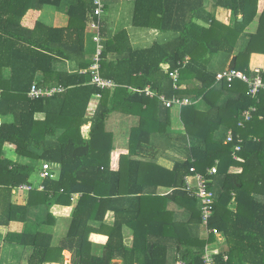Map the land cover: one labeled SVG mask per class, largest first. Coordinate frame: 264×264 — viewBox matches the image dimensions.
Returning <instances> with one entry per match:
<instances>
[{"label":"trees","instance_id":"trees-1","mask_svg":"<svg viewBox=\"0 0 264 264\" xmlns=\"http://www.w3.org/2000/svg\"><path fill=\"white\" fill-rule=\"evenodd\" d=\"M43 5L65 13L68 24L48 26L37 15L27 24V11ZM92 6V0H0V117L13 116L10 124L0 121V242L31 247L27 264L62 263L64 250L71 253L73 264H115L117 258L121 264H175L179 259L202 264L204 248L214 237L199 236V202L183 190L184 177L191 167L207 174L216 165V173L207 175L214 196L208 227L221 232L226 242L215 256L217 264H264V91L251 96L238 79L217 82L213 69L236 56L237 70L250 75L258 66L264 76V0H134V27L176 36L136 48L126 29L108 36L102 30L100 73L115 83L111 90L87 82L85 72L54 67L57 60L74 61L79 70L91 63L86 60L85 34ZM218 8L228 11V23L216 18ZM254 19L257 27L248 31ZM175 69L176 82L168 73ZM34 81H54L64 91L30 99ZM98 94L87 118L90 100ZM160 95L190 103L169 108ZM252 106L256 110L251 119L241 125V112ZM175 107L180 108L184 133L178 138L187 158L168 170L139 154L152 133L176 138L167 132ZM111 111L138 118L127 154L119 155L124 166L111 159V134L104 129ZM37 113H44V119L37 120ZM87 121L85 138L81 126ZM228 130L232 143H225ZM239 139L241 149L234 158ZM6 142L15 145L17 155L58 169L55 177L41 181V190H30L25 205L12 203L11 191L29 183L38 167L2 158ZM231 166L240 170L229 172ZM146 184L172 191L157 196L147 193ZM76 193L80 196L66 236L54 246L50 208L70 205ZM170 203L189 216L178 217ZM109 211L115 218L111 227L104 224ZM11 221L24 222L23 229L8 231ZM124 227L132 231L128 244ZM97 230H107L108 237L100 253L89 240Z\"/></svg>","mask_w":264,"mask_h":264},{"label":"crops","instance_id":"crops-1","mask_svg":"<svg viewBox=\"0 0 264 264\" xmlns=\"http://www.w3.org/2000/svg\"><path fill=\"white\" fill-rule=\"evenodd\" d=\"M102 1L104 3V13H103L102 18H101V20H102L101 21V23H102L101 34H102V30L103 31L105 30L104 32L108 36L110 34H113L116 30L124 28L128 32L132 44H133V38L132 37H136V39L138 41L139 39H142V36H145L139 32L133 31L131 33V27H129L130 24L132 25L131 20H132L134 0H102ZM49 7H50L51 11L49 10ZM36 15L38 16L40 21H42L43 23H45L48 26L64 27L68 24V16L61 11H57V9H55L54 7H51L49 5H43L38 10L29 9L26 13V16H25V22L29 25L33 24V22L35 20L34 18ZM216 18L222 22L228 23L229 13L227 10H225L223 8H218L216 10ZM129 21H130V23L128 24ZM124 24H127V25H124ZM144 29H148V28H144ZM152 30H154V29H152ZM162 35L163 34H161V32H159L158 30H154V32L152 34V36L155 38H156V36H162ZM147 37H151V35L146 33L145 40H143V41L149 42V44L146 45V46H149L150 44H152V42L150 41V39L148 41ZM104 39H105V37H103V35H102V46H103ZM165 39H167V38L165 37L163 40H165ZM133 46H134V44H133ZM146 46H144V47H146ZM136 48H141V47H136ZM85 51H86V60L91 61V63H92V59H93V56L95 53V47H94V44H93L92 39H91V32L88 29L87 21H86V34H85ZM229 61L227 62V65L223 69L216 70V73L218 71H221V70L228 68ZM54 67L57 70L66 69L68 72L79 71V72H85V73H87V75H90V72L88 69L89 66L87 68L79 70L77 64L74 61L57 60L55 62ZM216 73H215V75H216ZM243 73H245V72H243ZM245 74H248V73H245ZM52 75L53 74H48V76H49L48 78H51ZM87 75H86V77H87ZM90 79H91V77H90ZM215 80H216V78H215ZM86 81H87V79H86ZM87 82H90V81H87ZM217 82H220V81H217ZM33 83H36L40 87H47V88L55 87V86H61V85L55 84L54 81L49 82V83H43L42 82L43 84H41V85L37 81H34ZM55 94H57V93H55ZM27 96H28V93H27ZM99 96H100L99 94L95 95L90 100V103H89V106H88L87 112H86L87 118L92 117L93 112H94V110L98 104ZM50 97H52V96H50ZM44 98H49V97H44ZM30 99H32V98H30ZM36 99H39V98H36ZM198 103H200V101H198ZM179 109L180 108H176V107L171 109V122H170L169 129L167 131L168 134H172L176 138H174V140H170L168 137L163 138L162 135L157 136L154 133H152L150 135L149 144L147 146H145V150L143 153L140 152L139 158L143 159V157L145 156V158L147 157L149 160L156 162V164H158L159 166H161L165 169H168V170H171L173 168V165L175 162L186 160L187 154L181 148V146H180L181 139L178 138L180 135H182L184 133L183 127L181 124L182 122L179 119ZM44 116H45L44 113H37L35 117L37 120H43ZM259 118L262 119V116H259ZM0 121H1V123L3 122V123L10 124L13 121V116L10 114L4 115V116L0 117ZM243 122L244 121L241 119L240 123H243ZM137 124H138V118L136 116H133L132 114L121 113L119 111H111L106 116L104 129L106 131L110 132V134H111L108 137L110 138V141H111L112 146H113V150L111 151L110 154H111V159L113 158L114 164L116 163V161L119 163V161H118L119 155H126L127 154L128 149L131 146L129 135H130L132 129ZM89 128H90V122H88V121L81 126V134L83 137L88 138ZM177 128H179V129H177ZM108 137H107V139H108ZM157 139H160V141L157 142L156 141ZM155 149H157V151H155ZM2 158L7 159V160H11V161L16 162V163H24V164L37 166L38 167L37 179L30 177L29 183H26V184L32 186V189H30V190H33V189L38 190V186L42 185L41 181L43 179H41L40 175H39L40 166L42 163L41 161L36 162L30 158L17 155V153L15 152V145L8 143V142L4 143V145L2 146ZM119 165L124 166V164H120V163H119ZM52 166H54V165H52ZM214 166H216V165H214ZM208 169L209 168H207V170ZM239 170L240 169L237 167H233V166L229 167V172H237ZM54 172H55V176H56L57 172H58V169L56 167H54ZM146 185L148 186L147 193H149V192L153 193V191H155L154 195H157V196H163V195H166L172 191L171 188H166V187H163L160 185L157 187H154L153 184H146ZM30 190H19V189H17V187L13 188L11 191L12 203L20 205V206L25 205L27 203L28 194H29ZM79 196H80L79 193L73 194L72 195V203L70 205L55 204V205L51 206L50 211L53 214L55 221H54L52 228H50L49 230L53 236L52 243L54 246H57L62 241V239L66 236V233H67V230H68V227L70 224V220H71V213H72L74 204H75L76 200L79 198ZM169 207H170V209L175 211V213L178 215V217L186 218L189 216V213L187 211H185L184 208H182L178 205H175L174 203H170ZM199 209H200V206H199ZM114 219L115 218H114L113 212L109 211L105 215L104 224L111 227L114 224ZM23 223L24 222H20V221H11L9 223V226H8V231H13V232L21 231L24 227ZM105 231H107V230H104V231L97 230V231H93L89 235V240L93 244L94 249H97V253H98V250L100 253L103 245L107 241L108 237H107ZM123 233L125 236V242L128 244L131 241L132 231L128 227H124ZM198 233H199V236L201 238H204V239H207L209 237V235L212 234V233H207L205 231V228H204L202 223H200ZM212 235L214 237L213 244L209 243L208 245L211 247L212 251L215 252V256H216V254L220 253L223 249L226 248L225 247L226 242L224 240V235L221 232H219V236H215L214 234H212ZM0 239H1V233H0ZM0 248H1L0 264H27L28 256L31 253V247H29V246L23 248L21 246L11 245L9 243L0 242ZM202 255H203V253H202ZM63 256H64V259H63L62 263L46 262L43 264H73L71 261L72 255L69 251L64 250ZM224 257H226V259H227L226 255H224ZM201 259H202V257H201ZM226 259L224 258V260H226ZM179 260H177L176 263ZM215 260H216V257H215ZM113 262L115 264H121V259H119V258L114 259Z\"/></svg>","mask_w":264,"mask_h":264},{"label":"built area","instance_id":"built-area-1","mask_svg":"<svg viewBox=\"0 0 264 264\" xmlns=\"http://www.w3.org/2000/svg\"><path fill=\"white\" fill-rule=\"evenodd\" d=\"M92 9L88 14L87 26L89 31L91 32V39L95 47V53L92 59V63L89 65L88 69L90 72V82L101 88V89H112L115 87V83L103 77L100 73V58L103 50L102 46V34H101V18L104 13V3L102 0H92ZM171 77H173L174 82L177 81L178 78V70L175 69L173 71L168 72ZM217 81H225L227 83H231L232 81L238 79L244 82L247 85L248 93L251 96H256L259 92L264 91V76L263 69L261 67H255L252 70V73L245 74L235 68L230 69L226 68L224 70L218 71L215 75ZM64 88L62 86L55 87H40L36 83H33L29 89L28 96L32 99L36 98H44L53 96L55 93L63 92ZM155 93V92H154ZM153 93V94H154ZM147 94L151 95L150 91H147ZM163 104L166 107H171L172 105H186L189 104L190 101L186 98H172L167 99L165 96L160 95L159 97ZM256 110L254 106L245 109L241 112V118L243 121H248L251 119L253 112ZM242 124V123H241ZM234 140L233 132L229 130L226 134L225 143H232ZM238 143L233 146V157L236 158V152L241 149V145ZM217 167L212 166L207 170V174H202L200 172H195V169L191 167L190 173L184 177V187L183 190L187 192L189 196L196 198L199 202L200 206V218L201 223L203 224L205 231L207 233H212L215 236H219V231L215 228H209L208 222L213 213V205H214V196L213 192L209 189V180L207 175H212L216 173ZM40 178H53L55 177V172L52 165L44 161L41 163ZM43 188L42 185L38 186V189L41 190ZM19 190H30L32 186L28 184H20L17 186ZM226 259V257H224ZM176 264H186L184 261L179 260ZM202 264H217L215 260V252L212 251L211 247L207 244L204 248V252L202 255Z\"/></svg>","mask_w":264,"mask_h":264},{"label":"rangeland","instance_id":"rangeland-1","mask_svg":"<svg viewBox=\"0 0 264 264\" xmlns=\"http://www.w3.org/2000/svg\"><path fill=\"white\" fill-rule=\"evenodd\" d=\"M48 8V7H47ZM49 10H50V7H49ZM51 11V10H50ZM130 23V21L128 22V24ZM124 25H127V24H124ZM123 25V26H124ZM129 27H131V33L134 31V32H139V33H142V35H145L146 36V33L147 34H150L151 37H147V40L152 42L153 40H156L159 41V42H163V39L166 37V38H172L174 36H176V33L174 32H166V33H162L163 35L162 36H156L153 37L152 34L154 32V30L152 29H144V28H138V27H134L132 26L131 24L129 25ZM257 27V20L254 19V21L249 25V27L247 28L248 31H254ZM145 36H142V39H139L137 41L136 37H132L133 38V44L135 47H144L146 46L147 44H149V42H146V41H143L145 40ZM244 39V38H243ZM140 41V42H139ZM224 64L220 63V64H217V65H213V69L214 70H220L222 68H224ZM179 129V128H177ZM31 177L32 178H35L37 179V171H35L34 173L31 174Z\"/></svg>","mask_w":264,"mask_h":264},{"label":"water","instance_id":"water-1","mask_svg":"<svg viewBox=\"0 0 264 264\" xmlns=\"http://www.w3.org/2000/svg\"><path fill=\"white\" fill-rule=\"evenodd\" d=\"M235 63H236V56H232L228 63V68L233 69L235 67ZM86 79L87 81H90V75H87Z\"/></svg>","mask_w":264,"mask_h":264}]
</instances>
